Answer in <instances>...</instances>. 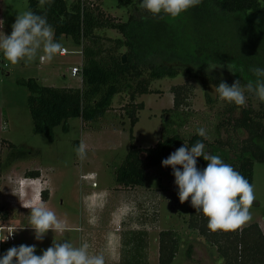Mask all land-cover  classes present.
<instances>
[{
	"label": "trees",
	"instance_id": "1",
	"mask_svg": "<svg viewBox=\"0 0 264 264\" xmlns=\"http://www.w3.org/2000/svg\"><path fill=\"white\" fill-rule=\"evenodd\" d=\"M101 1L53 0L50 5L41 6L40 0H28V9L46 14L57 40L67 36L80 46L81 87H48L34 79L20 83L30 93L27 106L33 132L49 140L56 126L62 125L66 131L71 118H80L83 123L97 121L111 109L115 95H126L131 145L115 173V183L121 188H134L145 185L147 171L162 166V160L182 144L178 131L170 128L154 146H137L132 129L144 104L136 103V99L152 93L150 86L154 81L179 74L201 81L208 104L214 100L208 88L215 90L222 80L228 85L236 80L242 85L254 80L250 67H264V0H202L200 5L175 19L153 17L141 7H134L125 22L114 21L104 14ZM118 4L133 5L131 0H118ZM103 29L115 30L120 37L104 38L97 33ZM209 64L222 67L209 72ZM170 91L174 111L187 105V95L193 92V86L173 85ZM223 106L232 133L245 136L230 135L228 141L217 140V143L236 153L234 168L252 184L254 163L264 164V102L259 109L225 101ZM236 111L238 115H234ZM197 140L206 144L197 134L187 144L191 146ZM206 164L202 157L197 159L199 168ZM38 175V171H31L25 177ZM47 194L46 190L42 191L41 199L47 200ZM188 215L187 230L199 234L206 245L214 247L224 264H264V234L258 224L229 232H212L207 227V218L191 206L190 198ZM23 226L32 227L30 223ZM180 244L179 232L161 231L158 264H172Z\"/></svg>",
	"mask_w": 264,
	"mask_h": 264
},
{
	"label": "rangeland",
	"instance_id": "2",
	"mask_svg": "<svg viewBox=\"0 0 264 264\" xmlns=\"http://www.w3.org/2000/svg\"><path fill=\"white\" fill-rule=\"evenodd\" d=\"M131 2L132 6H124L119 5L118 0H102L100 9L114 21L125 22L134 7H141L140 0ZM25 10H28V0H0V20L4 21L0 31L10 34L17 14ZM97 33L104 38L120 37L117 31L111 29H103ZM58 40L68 53L58 55L50 62H41L37 58L13 65L0 55V122H6L8 125L6 130L0 128V226L15 227V242H0V254L13 246L35 244L36 254L39 255L51 246L54 240L62 242L65 238L49 230L41 241H37L33 229L23 228V225L30 223V210L24 206L31 209L34 204L44 203L47 208L55 211L57 216L73 220L87 194H96L93 207L97 213L112 209L118 204L119 196L117 197L114 190L117 186L115 173L131 145V124L127 114L129 106L126 95H115L111 109L97 121L83 123L80 118H71L67 121L66 131L62 129V125L56 126L52 140L33 132V122L27 106L30 93L20 81L34 79L40 85L55 88L81 87V74L71 73L72 68L81 69V48L70 37L61 36ZM184 84L193 86V92L187 95L186 106L173 111V94L170 89L173 85ZM150 87L152 93L136 99V103L144 104V109L138 112V121L132 129L137 146H154L170 128L178 131L182 146L196 134L195 129L202 126L206 128L209 136V139H205V151L221 156L228 164L237 163L236 153L223 143L218 144L217 140L226 142L231 139L230 135L242 138L245 134L232 133L226 122L228 115L223 111V101L216 99L213 87L208 88L211 98L214 99L211 104L206 102V89L201 81L184 74L156 80ZM246 96V104L259 109L261 102L252 94L246 93ZM238 113L236 111L234 115ZM81 140L88 146L87 156L83 161L77 158L75 152V146ZM232 166L235 167L234 164ZM31 171H39L41 177H25V174ZM91 174L95 176L90 177ZM146 179L144 191L147 192L154 191L160 184L168 188V181H173L175 185L170 167L151 168L147 171ZM252 185L255 193V200L250 208L252 218L242 227L256 223L263 229L261 231L264 234V164L254 163ZM44 190L49 193L47 202L41 200L40 194ZM176 191L178 192V189ZM166 196L167 194H164L162 202L163 224L168 217ZM174 203L177 204L179 212L188 214L189 200L181 203L176 194ZM178 224H181V219ZM167 228L169 226L166 221L162 230ZM7 235V230L1 231L0 239ZM139 245L140 243L129 245L128 255L136 257H128L132 263L140 261L144 254L142 245ZM187 247V244L184 248L180 247L173 264H182L184 257H189L193 248L195 254L190 257L188 264H224L214 247L205 248L202 244H189V251ZM126 248L127 245H123L124 256L127 255Z\"/></svg>",
	"mask_w": 264,
	"mask_h": 264
},
{
	"label": "clouds",
	"instance_id": "3",
	"mask_svg": "<svg viewBox=\"0 0 264 264\" xmlns=\"http://www.w3.org/2000/svg\"><path fill=\"white\" fill-rule=\"evenodd\" d=\"M52 2L40 0V5H50ZM139 3L153 17L167 16L175 19L200 5L202 0H140ZM3 25L4 21L0 20V29ZM11 28L10 34L0 31V55L13 65L37 58L41 62H50L65 50L63 44L55 38V29L48 22L46 14L25 10L17 14ZM217 67L222 66L209 64L207 70L210 72ZM250 71L255 79L244 85L239 80L231 85L222 80L215 89L219 98L227 103L244 106L248 93L264 102V67L251 66ZM7 127L6 122H0V128L6 130ZM195 132L199 137L209 139L205 127H197ZM87 147L83 140L75 146L80 161L85 160ZM205 147L202 140H197L191 146L184 142L162 160V166L172 169L180 202L184 203L190 198V204L196 212H201L207 218L208 229L212 232L240 229L252 218L250 208L255 200L254 186L221 156L205 151ZM201 157L207 162L203 168L197 165V159ZM29 216L37 241H41L49 230L54 233L67 230L66 220L58 218L55 211L47 208L44 203L32 205ZM9 236L0 239V242ZM89 247L87 242L77 247L69 241L54 240L51 246L37 255L35 244H21L0 254V264H105L104 254L90 253Z\"/></svg>",
	"mask_w": 264,
	"mask_h": 264
},
{
	"label": "crops",
	"instance_id": "4",
	"mask_svg": "<svg viewBox=\"0 0 264 264\" xmlns=\"http://www.w3.org/2000/svg\"><path fill=\"white\" fill-rule=\"evenodd\" d=\"M93 176L95 174L90 175V177ZM39 177H41V173ZM168 183V188L164 184H160L152 192L144 191L147 179L145 185L134 188H121L117 185L114 190L117 192V197L119 196L118 204L112 209L110 208L100 213L95 212L93 207L96 194H87L79 213L73 216V220H67L64 217L58 216V218L65 219L67 224V230L64 233H59V237H65L62 242L69 241L77 247L82 242H87L90 245V253L104 254L105 264H158L159 233L166 231L162 230V228L167 221V225L169 226L167 230L177 231L181 235L179 249L180 247L184 248L186 244L188 245L187 251L190 250L189 244H193V246L195 244H202L205 248H212L205 244L199 234L187 230L186 222L189 212L188 214H182L178 211V208H176L177 204L174 203V198L177 194L175 192H177L176 189L178 188L176 185H173V181L171 183L168 181ZM139 188L142 189L140 190ZM164 194H167L168 217L163 224L162 202L164 201ZM48 199L49 193L47 200H41L47 202ZM24 208L30 210L26 206ZM153 213L154 215H152ZM177 218L181 219L180 225ZM118 227L119 229H117ZM23 228L32 229L29 226H23ZM70 233L74 234L71 235ZM135 243L142 245L144 254L141 256L140 261L132 263L129 261L130 258L135 259L136 257L128 255L129 245L133 246ZM123 245H127L126 254L128 256L123 255ZM190 252V256H185L182 264L190 263V257H194L195 248L191 249ZM197 252L199 251L197 250ZM124 259L125 261H123Z\"/></svg>",
	"mask_w": 264,
	"mask_h": 264
},
{
	"label": "built area",
	"instance_id": "5",
	"mask_svg": "<svg viewBox=\"0 0 264 264\" xmlns=\"http://www.w3.org/2000/svg\"><path fill=\"white\" fill-rule=\"evenodd\" d=\"M67 53H68V51L67 50H64V52L62 54H60V55H66ZM71 73L73 75H77L79 73L81 74V69L72 68ZM117 229H119V227ZM4 230H7L8 231V235L7 236L10 235L9 238L7 240H5V242H7V241L8 242H15V234H14L15 227H11V226H8V227L0 226V232L1 231H4Z\"/></svg>",
	"mask_w": 264,
	"mask_h": 264
},
{
	"label": "water",
	"instance_id": "6",
	"mask_svg": "<svg viewBox=\"0 0 264 264\" xmlns=\"http://www.w3.org/2000/svg\"><path fill=\"white\" fill-rule=\"evenodd\" d=\"M122 63L123 64L126 63V56L125 55L122 56Z\"/></svg>",
	"mask_w": 264,
	"mask_h": 264
}]
</instances>
